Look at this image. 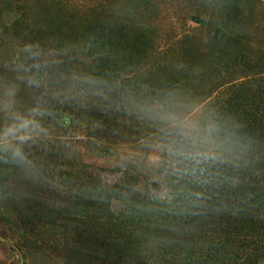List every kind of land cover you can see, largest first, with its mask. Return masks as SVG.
<instances>
[{"label":"rangeland","instance_id":"rangeland-1","mask_svg":"<svg viewBox=\"0 0 264 264\" xmlns=\"http://www.w3.org/2000/svg\"><path fill=\"white\" fill-rule=\"evenodd\" d=\"M128 1L0 0V141L18 137L46 146L64 138L77 163L92 171L105 175L135 162L154 173L164 154L153 132L158 119L194 128L231 85L264 78V0H136L147 13L137 26L149 29L148 45L123 47L113 61L112 40L90 23L124 19ZM15 16L23 30H16ZM32 53L47 61L39 82L30 76ZM234 54L252 69L235 72L227 65ZM214 65L224 74L210 80ZM48 90L68 106L44 126L38 100ZM111 98L128 107L118 120L97 109ZM111 174L107 181L116 177ZM82 228L43 223L28 229L0 207V264H110ZM262 234L249 249L256 264H264Z\"/></svg>","mask_w":264,"mask_h":264},{"label":"trees","instance_id":"trees-1","mask_svg":"<svg viewBox=\"0 0 264 264\" xmlns=\"http://www.w3.org/2000/svg\"><path fill=\"white\" fill-rule=\"evenodd\" d=\"M121 8L124 19L101 16L90 23L112 40L113 61L127 46L148 45L149 29L137 26L147 13L136 0ZM19 19L14 17L16 30H23ZM232 57L227 65L235 72L252 69L242 55ZM27 63L39 82L47 61L32 53ZM223 74L214 65L209 78ZM229 90L206 107L194 128L157 120L153 132L161 136L164 154L154 173L135 162L105 175L92 171L77 163L64 138L46 146L18 137L0 141V207L28 229L72 223L81 233L84 226L110 264H256L249 249L264 232V78ZM51 93L38 100L44 126L68 106ZM124 102L111 98L97 109L118 120L128 108ZM108 173L116 177L107 181Z\"/></svg>","mask_w":264,"mask_h":264}]
</instances>
